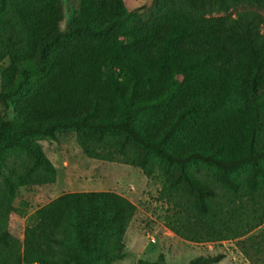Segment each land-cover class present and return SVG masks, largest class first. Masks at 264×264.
<instances>
[{
	"label": "trees",
	"instance_id": "trees-1",
	"mask_svg": "<svg viewBox=\"0 0 264 264\" xmlns=\"http://www.w3.org/2000/svg\"><path fill=\"white\" fill-rule=\"evenodd\" d=\"M81 2L82 15L63 34L59 0H0V63L9 62L0 90V173L9 154L20 153L27 177L52 182L53 168L33 139L74 129L86 154L93 155L88 141L110 137L121 150L134 149L144 171L151 157L168 188L191 201L195 221L212 212L216 192L188 174L190 165L214 170L231 195H264V0H172L144 28L133 26L123 0ZM17 99L19 117L11 120ZM240 172L243 183L231 178ZM14 195V182L5 180L0 202ZM134 212L114 193H72L32 221L41 231L68 233L75 264H109ZM252 240L262 249L250 261L264 264V234L241 241L244 251ZM7 248L15 249L0 231V251ZM11 251L0 264L19 263Z\"/></svg>",
	"mask_w": 264,
	"mask_h": 264
},
{
	"label": "rangeland",
	"instance_id": "rangeland-1",
	"mask_svg": "<svg viewBox=\"0 0 264 264\" xmlns=\"http://www.w3.org/2000/svg\"><path fill=\"white\" fill-rule=\"evenodd\" d=\"M172 0H123L127 11L134 14L133 26L144 28L159 20L173 6ZM62 20L59 29L69 33L82 15L81 0H59ZM238 8L218 17L235 16ZM122 40V38H119ZM8 60L0 63V90L2 74ZM178 83L183 78L178 76ZM9 107V119H18L16 105ZM53 168L54 180L42 182L36 175H25L26 157L9 154L7 168L0 173V192L4 181L14 182L15 195L7 204L0 202V231L7 232L15 249L0 251V259L9 251L19 256V263L11 264H75L68 233L41 231L32 217L53 200L65 194L109 192L125 198L135 207L127 221L120 245L109 264H189L195 258L222 256L215 264H252L250 256L257 246L255 240L248 252L241 241L264 234V195L251 200L232 195L215 182V171L204 165H190L186 171L192 178L215 188L212 212L199 220L191 201L179 191L170 190L163 168L148 157L144 171L138 165L134 149L121 150L115 140L106 137L101 144L87 142L93 155L86 154L77 131L61 130L52 138L33 139ZM94 155H99L96 157ZM244 173L231 175L243 183ZM243 193V192H242ZM182 197V198H181ZM190 227L185 230L181 224ZM186 222V223H185ZM179 233H178V232ZM247 248V247H245ZM248 249V248H247Z\"/></svg>",
	"mask_w": 264,
	"mask_h": 264
}]
</instances>
